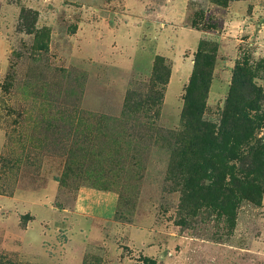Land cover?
<instances>
[{
	"label": "rangeland",
	"instance_id": "rangeland-1",
	"mask_svg": "<svg viewBox=\"0 0 264 264\" xmlns=\"http://www.w3.org/2000/svg\"><path fill=\"white\" fill-rule=\"evenodd\" d=\"M191 3L174 29L212 33L203 120L220 126L232 87L264 139V0ZM160 4L0 0V264H264V180L230 226L169 174L184 92L175 80L158 118L144 103L193 53L162 34Z\"/></svg>",
	"mask_w": 264,
	"mask_h": 264
},
{
	"label": "trees",
	"instance_id": "trees-1",
	"mask_svg": "<svg viewBox=\"0 0 264 264\" xmlns=\"http://www.w3.org/2000/svg\"><path fill=\"white\" fill-rule=\"evenodd\" d=\"M214 1L219 3L221 0ZM192 57L193 69L184 88L180 113L181 128L174 137L178 146L171 153L169 174L178 170L185 184L183 205H190L194 210L202 209L203 205L233 226V214L240 204L236 194H246L253 204L259 205L262 189L259 179L264 180V139L254 135L258 126L249 114H242L232 96L235 92L232 87L225 100L220 126L216 128L203 120L214 56L203 52L200 42ZM159 59L162 58L158 57L157 61ZM169 71L170 68L164 81L155 76L150 98L144 103L153 118L159 117ZM156 83L163 86L159 92L153 90ZM248 109L252 110L253 104Z\"/></svg>",
	"mask_w": 264,
	"mask_h": 264
},
{
	"label": "crops",
	"instance_id": "crops-1",
	"mask_svg": "<svg viewBox=\"0 0 264 264\" xmlns=\"http://www.w3.org/2000/svg\"><path fill=\"white\" fill-rule=\"evenodd\" d=\"M152 1H161L160 9L157 10V15L159 17V25L162 27V34L169 36V33L173 36V40L170 43L176 46L178 51L190 50L191 53H195L199 48L200 42L205 38L209 37L212 33L203 29L200 25H196L190 28H182L176 31L174 27L176 24L182 21L188 5H193L192 0H125V11L130 13L128 10V4L136 5L139 8L145 7L148 3ZM201 1L205 7L207 13H213L214 10L218 8L217 4L213 0H198ZM127 3V4H126ZM240 3V1L234 2ZM206 13V12H205ZM135 21L141 20V16L134 17ZM133 22V21H131ZM134 23V22H133ZM134 25V24H133ZM127 26L125 25V29ZM127 30V29H126ZM139 27L133 28L130 33L136 35L138 33ZM128 32V31H127ZM218 33V31H216ZM131 38V37H130ZM129 40V37L127 38ZM157 55L162 57H167L165 49L157 50ZM183 65L182 68H178L177 63H173L169 71L168 82L165 85L163 102L166 103V94L169 90L170 85L176 80L180 83V87L177 91V96L182 95L185 86L188 84L190 75L193 69V60L191 58H185L180 61ZM211 86V83H210ZM211 87H209L210 92ZM209 94V93H208ZM177 102V97H176Z\"/></svg>",
	"mask_w": 264,
	"mask_h": 264
}]
</instances>
